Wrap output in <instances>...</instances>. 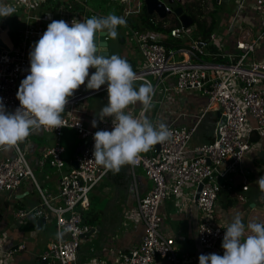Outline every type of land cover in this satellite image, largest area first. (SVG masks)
Here are the masks:
<instances>
[{"label":"built area","instance_id":"2783aa9c","mask_svg":"<svg viewBox=\"0 0 264 264\" xmlns=\"http://www.w3.org/2000/svg\"><path fill=\"white\" fill-rule=\"evenodd\" d=\"M50 1L5 0L7 5L30 13L25 25L15 29L19 36L18 44H7L9 49H0V98L8 113H14L20 106L16 94L21 81L30 74L29 53L38 41L37 37L45 32L30 27V20L51 22L63 19L42 17L35 12V9ZM163 1L168 15H175L174 7L178 3L172 5L168 0ZM254 1L260 14V34L257 37L237 39V54L223 67V63H191L192 58L206 54L210 45L221 40L218 34L212 33L209 41H198L194 38L192 26L187 28L180 23L172 27L170 36L187 40L190 46L177 51L169 50L162 42L164 36L161 32L138 30L130 23L131 17L138 15L144 7L145 0H123L125 39L130 43L135 42L132 44H135L143 61L136 73L137 79L149 81L145 77L147 73H153L156 77L155 84L149 81L155 93L153 104L173 105L178 92L198 91L208 99V105L203 111L216 107L226 116L227 122L219 128V138L215 126L213 140L193 144L195 127L175 125L174 121L165 124L162 113L158 111L153 119L149 117V111L144 113V117L154 125L165 124L173 133L169 141L154 145L149 152L140 155L135 166H131L134 177L137 169L141 168L151 182L150 189L143 196H138L137 202L126 214L133 221L143 224L144 234L139 243L128 250L111 246L108 253H115L112 263L98 260L96 264H154L158 257H164L170 264H195L192 255H179V243L186 240V235L181 231L168 233L164 230L165 217L160 213V208L169 198L175 201L179 215L184 214L187 219H192L194 210L197 212V239L201 247L215 248L223 240L228 225L220 224L215 219V204L222 188L236 186L240 177L242 189H249L245 162L254 147L251 137L254 132L260 138L264 137V59L251 58L264 35V0ZM245 4L246 0H240L237 9L228 18V32H241L243 25L240 15ZM92 16L105 15L95 11L88 13L85 8L83 11H75L74 17L63 20L71 25L73 19L82 21ZM2 32L0 28L1 37ZM217 55L225 57L223 53ZM176 56L181 59H176ZM168 80H172L173 84H168ZM102 87L107 94V85ZM80 88L69 97L65 106L66 111L62 114L64 126L55 130H40L52 133L54 144L43 148L42 158L38 160L39 166L43 168L50 164L57 169L67 167L59 181L58 195L44 192L37 183L26 145H20L19 152L15 149L0 150V194L12 193L27 177L33 179L41 194L40 205L30 210L18 208L14 211L17 225L25 227L31 216L41 220L48 219L51 214L55 215L56 238L48 243L41 254L47 264H77L80 244L83 238L91 235L94 228L85 220L92 205L89 194L102 182L107 172L93 160V137L96 131H111L112 120L105 117L103 122L99 120L95 128L88 125L86 111L78 107L79 102L85 98ZM138 105H130L126 111L140 118L142 109L140 106L136 110ZM66 129L75 131L81 139V149L72 157L66 156L67 147L63 144ZM200 185L202 188L196 198ZM187 186L188 192L185 191ZM24 248V244L6 248L0 241V262L9 261L18 250Z\"/></svg>","mask_w":264,"mask_h":264},{"label":"clouds","instance_id":"9594fccd","mask_svg":"<svg viewBox=\"0 0 264 264\" xmlns=\"http://www.w3.org/2000/svg\"><path fill=\"white\" fill-rule=\"evenodd\" d=\"M14 8L0 0V18L13 15ZM126 20L115 14L86 20H52L29 53L30 74L19 86L16 98L20 106L8 113L0 98V150L20 151V145L41 129L64 126L62 114L69 97L82 85L100 90L107 85V104L99 119L112 120L111 131L94 134V161L98 166L119 173L124 166H135L142 153L154 145L169 141L173 133L165 124L154 125L144 117L153 107L154 88L145 81L135 87L137 75L131 64L118 54L109 55L106 40L116 39L117 29ZM90 69L95 71L90 75ZM141 105V117L126 109ZM92 127H97L93 119ZM256 183L264 193V175ZM239 213L227 226L222 241L223 255L201 254L199 264H264V222L247 225Z\"/></svg>","mask_w":264,"mask_h":264},{"label":"crops","instance_id":"0c3cea01","mask_svg":"<svg viewBox=\"0 0 264 264\" xmlns=\"http://www.w3.org/2000/svg\"><path fill=\"white\" fill-rule=\"evenodd\" d=\"M225 2L227 3V5L229 4L231 7L228 11L230 13L219 14V11L222 9L221 5L224 4V0H220L219 7L217 8V27L213 32L218 34L221 40L218 39V42L215 41L212 45H210V47L206 51V54L192 58L191 63L193 64H203V63H213V62L223 63L222 65L224 67V65L230 63V58H232L237 54V50L235 46L237 39L239 38L247 39V38L257 37V35L260 34V14L255 8L254 0H246V4L240 15V20L243 25V28L239 33L228 32L226 22L230 17V15L237 9L240 0H225ZM50 5L51 8L54 10V12L50 11L49 9L46 10L39 9L41 11V14H39V16L42 17L45 16L47 18H53V19L54 18L69 19L75 16V11L85 10L84 7L80 8L79 3L76 2H73L72 4H68V6H66V2H65L64 5H61L58 8H53L51 3ZM133 17L135 19H133ZM133 17H131L130 19L132 26L133 23H137L140 20L139 15L137 14H134ZM41 21L44 23L48 22L47 20H43V19H41ZM162 35L164 36V34ZM122 41L124 43H128L134 46V44L130 43L125 39V36L122 38ZM127 51L129 52V50L124 51L123 57L127 59V61L131 64L132 67H134V71L138 72L140 66H142L143 63L140 53L137 52L136 46H134V49L131 52L132 56L126 53ZM220 53H223L225 57H221L217 55V54L220 55ZM137 56L138 59L133 60V58ZM219 57H221V59L217 60ZM251 58L264 59V35L261 36L260 41L258 42L257 50L253 55H251ZM92 73L93 71L90 72V75ZM150 76H152V78L155 80L156 83V77L153 73H147L145 75V77L149 81L154 83L150 79ZM143 81L145 82L146 80ZM168 84L170 85L173 84V81L168 80ZM80 90L85 94V98L82 100V102L91 96L104 94L103 95L104 100L106 101L107 104L106 90L103 89L102 86L101 89L97 91V90L87 89L85 84L84 86L83 85L81 86ZM98 103L100 104V101L97 99L95 107L93 109H90V107L86 106L85 104L82 103L80 104V102L78 104L79 108L84 109L86 111L85 114L86 123L90 126H92L93 119L97 120V124L99 123L100 119L99 116L97 117L98 115L97 113H98V109L100 108ZM207 105H208L207 97L201 95L198 91L185 90L178 92L176 94V102L173 105L168 106L166 105V103L162 105L154 103L153 107L149 111V117L151 119L155 118V115L157 114L158 111L159 113H162L163 123L168 124L174 121L175 125H187V126L195 127V136L196 137L198 136V138L200 139L198 141H202L201 138H204L206 139V141H209L208 140L210 137L209 135L206 136L204 135L202 137L199 133L202 130L205 123L213 125L215 129L216 123L218 122V117H217L218 108L213 107L210 108L209 111L205 112L203 111V109H205ZM140 106L141 105H138V108H136V110H139ZM183 113H185V115H183ZM43 148L44 147L42 146L40 147L41 152L43 151ZM36 149H37V144L32 142L30 149H28V155L32 156L31 161L35 156ZM80 149L81 147L75 146L73 155L76 154ZM35 161L38 167H40L38 164V158H36ZM49 167H53V166L47 164L46 166L40 169L41 173L44 174L41 180L43 185L46 186L47 190H44L42 184L37 179L36 181L44 192L50 193L52 196H56L59 193V181L61 179V176L66 172L67 167L65 169H57L53 167V169L55 168V170H53L50 173H49V169H50ZM129 167L131 168V166ZM245 167H246L245 174L246 176H248L250 181L249 189L248 190L242 189L243 182L241 177L239 184L237 182L236 186L234 185L224 186L223 192L224 191L228 192L226 201L221 202L222 208L224 210H221L217 206L218 213L216 214L215 219L219 223L228 222V221L231 223L232 218L234 217L232 216V212H233L232 210L234 209L233 207L235 201L240 199V202H248L249 204L251 203L253 208L248 212V216L246 214L247 209H245L240 204V216L242 218V222L245 224L246 227V232H245V236H246L250 234L247 231V225L249 223L264 222V193L260 191L259 185L256 183V181L262 175H264V137L261 138L260 142L254 145L253 149L248 154V157L245 162ZM108 172L109 170H107L104 176L105 179L103 178L105 182L104 188L107 189V193L103 192L105 194L101 193V195H104L105 197L109 198L108 192H110V189L112 188V184L109 183L107 179ZM142 174L143 175L140 177L142 179L141 181H139L138 173L136 171V175L134 177L136 181V195L135 197H133V200L128 198L129 199L128 207L129 205L131 206L134 205L137 202L138 196H143L151 187V182L145 177L144 171ZM114 181L118 186V187L115 186L116 188L114 187L118 197L120 196L121 194L120 191L122 190H126L127 192H130V186L128 184L127 179L125 182H120L115 178ZM96 187L94 188V191ZM30 195H31L30 188L23 189L21 185L18 189H16L10 194L0 195V241L3 242L6 248L17 247L18 245L21 244H24L25 247L24 249L18 250L10 258L9 261L8 260L2 261L0 262V264H34V263L47 264L41 258V254L48 245V243L56 238L54 234L48 235L45 232L46 229L49 228L47 225L49 224L53 225V223H55V215L51 214V216L48 219H44V222L41 223H39L38 218L31 216L28 224L25 227H19L13 215L14 211L18 208L30 210L41 204L42 201L41 198L29 199ZM114 201L116 202V197L110 198V202L112 204L115 203ZM118 202L119 200H117V204ZM129 208H127V210H125L124 213L122 211L118 219L111 222L110 224L112 227H114L115 230H118V232H114L113 234L117 236V239L115 240L114 244L111 243L112 242L111 240H108L100 250H97V252L94 249L93 250L91 249L88 253L87 252L85 254L80 253V255H78L77 264H96L98 260H104L112 263L115 258V253L114 252L112 254L108 253V249L111 246H117L121 249L128 250L134 247V245L139 243V241L141 240L144 234V226L141 222L133 221L132 219L126 216ZM176 208L177 206L175 201L171 199H167L162 204L160 208V213L165 217L164 226H163L164 230H167L168 233H175L181 231L187 237L186 240L179 243V248H180L179 255H192L195 259V264H199L198 258L201 254L207 255V254L215 253L222 256L224 250L223 248H221L222 245L221 242H219L215 248H211V249H206L200 246L197 239V220H198L197 212L194 210L193 217L192 219H190L193 223L188 224L185 222V220L181 219L182 216L177 213ZM226 210L232 212L227 214L228 212H226ZM103 211H104L103 209L100 210L98 214L94 212L91 214V216H89L90 213L88 212L86 215L88 222L91 223L93 226H95L94 221L100 220V217L104 215ZM236 213L237 211L235 212V214ZM103 218H104L103 222H105L109 226L108 211H106ZM55 227H56V223H55ZM94 229L95 231L98 230L96 227H94ZM114 229L109 230L110 232L109 235H111ZM185 229L188 230V232H186ZM89 236L90 235H88L87 237ZM154 264H170V263L163 258H158L156 259Z\"/></svg>","mask_w":264,"mask_h":264},{"label":"rangeland","instance_id":"374dc122","mask_svg":"<svg viewBox=\"0 0 264 264\" xmlns=\"http://www.w3.org/2000/svg\"><path fill=\"white\" fill-rule=\"evenodd\" d=\"M65 2H66V6H68V4H72L73 2L79 3L80 8L85 7L87 9L88 13H90V11H95V12L102 13L105 16H107L108 14H115L117 16L124 17V11H123L124 2H123V0H67V1H64V0H51L50 1V3L52 4L53 8H55L54 4L61 3V5H64ZM50 3H48V5H47V3H45L44 5L38 7L37 9H35V12L38 15L41 14V11L39 9H45V10L49 9L50 11L54 12V10L51 8ZM8 6L11 7V5H8ZM221 7H222V9L219 11V14H221V13H223V14L230 13L228 11H229V9L231 7H230L229 4L227 5L225 0H224V4L221 5ZM14 9H15V11L13 12V15H11L9 17H4L9 22L10 27L13 30L19 28L20 26H23V24L25 25L26 18L30 14L28 11H25L22 8H14ZM169 16H173V15H169ZM50 17H51V14H50ZM133 19H135V18L133 17ZM49 23H51V22L44 23V22L41 21V19H31L30 20V27L46 31L47 26H48ZM117 31H118V36H117L116 39H112L111 37H108V45H109V49H110V55L118 54L119 56L123 57L124 51L125 50H129L130 53L128 51L126 53H128L130 56H132L131 52L133 51L135 44L133 46L131 44L124 43L122 41V38L126 35V27L125 26H121V27H119L117 29ZM2 35H4V31L2 32ZM40 37H37V40H39ZM132 43H135V42H132ZM175 58L178 59V60L181 59L180 56H176ZM137 59H138V56L133 58V60H137ZM132 68L134 70V67H132ZM92 71L94 72L95 69H91L90 72H92ZM134 72L138 73L137 71H134ZM150 79L155 83V80L152 78V76H150ZM142 83H144L143 80L137 79V81L135 83V87L138 88L139 85L142 84ZM103 95L104 94H99L97 96H91V97L87 98L85 101H83V102L81 101L80 104L81 103L85 104L86 106H89L90 109H93L95 107L96 100L98 99L100 101V104L98 103L100 109H98V113L97 114L99 115L100 111L102 110V108L104 106H106V101L104 100V96ZM98 115H97V117H98ZM208 126H209V128H208ZM199 134L202 137L204 135L205 136L209 135L210 137H209L208 140H212L214 138V136H215L214 126L210 125L208 123H205V125L203 126V128H202V130L200 131ZM201 139H202V141H198L200 139L198 138V136L197 137L195 136L193 141H192V143L196 144V143L207 142L206 139H204V138H201ZM260 140H261V138H260ZM260 140L257 141V142H253L254 145L256 143L260 142ZM32 142L37 144V149L35 151V156H34L35 158L33 157V160L31 161L32 156L28 155V159H29L30 165H31V167L33 169V172H34V175H35L36 179L42 184L44 190H47L46 186L43 185L42 180H41L44 174L41 173V171H40L41 167H38V165L36 164L35 160H36V158H38V160H39V158L40 159L42 158V153L40 151V147L41 146L42 147H49V146H52L54 144V135L52 133H48V132H42V133L38 132V131L37 132H33L26 139V141L21 144V146L26 145V150L28 152V149H30V146H31ZM80 142H81V139H80L79 135L75 131L70 130V129H66L65 136L63 138V144L68 149L67 153H66L67 157L68 156L70 157V156L73 155L75 146L78 143H80ZM0 154H2V153H0ZM49 168H47V169H49V173L52 172L53 170H55V168L53 169V167H49ZM137 173H138V180L141 181L142 178H140V177L143 175L142 174L143 173L142 169L138 168L137 169ZM115 178L117 180H119L120 182H125L126 179H127L128 180V184L130 186V192H127L126 190H122V191H120L121 194L118 197L117 194H116V191L114 189V187L117 186L115 181H114ZM107 179H108L109 183L112 184V188L110 187L111 188L110 192H108L109 193V198L105 197L104 195H101V193H103V192L107 193V189L104 188L105 182L103 180V182L100 183L96 187L95 191L93 189V191L89 194V197H90V200H91V203H92V208H90L91 211L89 210L90 212L89 211L88 212L90 213L89 216H91V214L94 213V212H96L98 214V212L100 210H102V209L104 210L103 211L104 215H105L106 211H108L109 212V226L105 222H103L104 221V218H103L104 215L100 217L99 221L95 220L94 221L95 226H93V227H96L98 230L93 232L89 237L83 238V240H82V242L80 244L79 250H78V255H80V253L81 254L82 253L85 254L86 252L88 253L91 249L92 250L94 249L97 252V250H100L102 248V246L108 240H111L112 241L111 243L114 244L115 240L117 239V236H115L113 234H114V232H118V230H115L114 227H112L110 224H111V222H113V221L118 219V217L122 213V211L124 213L125 210H127V208H129L131 206V205H129V207H128V200H129L128 198L133 200V197H135V195H136V181H135V178H134L133 170L129 166L122 167L120 172L116 173V174H114L112 171H109L108 175H107ZM21 187L23 189L30 188L31 195L29 196V199H32V198H38L39 199V198H41V194H40V191H39L36 183H33V179H31L30 177L23 178ZM188 188H189L188 186L185 187V191L186 192L189 191ZM239 190H240V188H239ZM105 193H103V194H105ZM227 193L228 192L224 191V192H221L219 194V198H218V200H217V202L215 204V209H214L215 215L218 213L217 206L221 210H224L222 208L221 202H223V201L225 202L226 201ZM0 195H2V194H0ZM114 197H116V202L114 201L115 203L112 204L110 202V198H114ZM169 199L173 200L172 198H169ZM117 200H119L118 204H117ZM240 204L245 209H247L246 214L248 216V212L253 207H252L251 203L249 204L248 202H240V199L235 201V204H234V207H233L234 209L232 210L233 212L226 210V212H228L227 214L232 212V216H234L236 211H237V213L240 214ZM181 216H182L181 219L185 220L186 223H188V224L193 223L190 219H186L184 214L181 215ZM220 224L229 225L230 222L228 221V222H223V223H220ZM47 226L49 228L46 229V231H45L46 234H48V235L49 234H51V235L54 234L56 236L57 230H56V227H55V223H53V225L49 224ZM110 229H114L113 232L111 233V235H109L110 234V232H109ZM186 232H188V230H186ZM221 248H222V246H221ZM158 258L165 259L164 257H158Z\"/></svg>","mask_w":264,"mask_h":264},{"label":"trees","instance_id":"16d2710c","mask_svg":"<svg viewBox=\"0 0 264 264\" xmlns=\"http://www.w3.org/2000/svg\"><path fill=\"white\" fill-rule=\"evenodd\" d=\"M178 5L180 4H177V6ZM60 6L61 3L55 4V8ZM183 6L186 12L194 19L192 25L194 29V38L198 41H209L212 33L217 27L218 0H187ZM138 15L140 20L137 23H133V27L138 30H155L161 32L164 34L162 42L169 50L177 51L181 48L190 46L187 40L175 39L170 36L172 27L178 26L181 23L176 15H168L166 18L162 19L156 13H148L145 5ZM0 28L4 31L2 38L6 44L9 46L18 44L19 36L17 32L10 27L9 22L5 18H0ZM220 59L221 57L217 60ZM251 138L252 142L260 140V136L256 132L252 134ZM78 146L81 147V142L76 145V147ZM223 190L224 187L221 192H223ZM85 220L88 222L87 216H85Z\"/></svg>","mask_w":264,"mask_h":264},{"label":"water","instance_id":"95a60500","mask_svg":"<svg viewBox=\"0 0 264 264\" xmlns=\"http://www.w3.org/2000/svg\"><path fill=\"white\" fill-rule=\"evenodd\" d=\"M170 4L172 5H176L177 3L180 5H176L174 7V13L175 15L178 17V19L180 20V22L185 26V27H190L193 25L194 23V19L192 18L191 15H189L186 11L185 8L183 6V4L185 3V0H168ZM218 2H220V0H218ZM145 6L147 8L148 13L153 14L156 13L160 18L164 19L168 16V12L166 10V3L163 0H145ZM101 39H105L106 40V48H107V53L110 55V49H109V45H108V37H101ZM5 48V49H9V46L4 42L3 38L0 35V49L1 48ZM23 78L21 77V80ZM11 111H9L10 113ZM217 117H218V122L216 123V133H217V137L219 138V128L221 126H223L224 124H226L227 122V118L226 116H224L222 114L221 110H217ZM77 161H75V165L77 166ZM69 168V167H68ZM202 188V185L199 186L198 188V192L196 194V198H198L199 196V192ZM44 222V219L39 220V223ZM95 231V229L93 228V230L91 231L90 234H92ZM223 241V240H222ZM221 241V244H222ZM44 263V262H43Z\"/></svg>","mask_w":264,"mask_h":264}]
</instances>
